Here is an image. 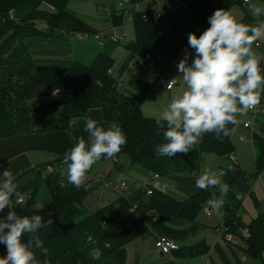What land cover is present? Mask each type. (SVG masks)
Listing matches in <instances>:
<instances>
[{
    "label": "trees",
    "instance_id": "1",
    "mask_svg": "<svg viewBox=\"0 0 264 264\" xmlns=\"http://www.w3.org/2000/svg\"><path fill=\"white\" fill-rule=\"evenodd\" d=\"M72 1L0 0V141L25 134L67 131L72 119L84 117L92 109H101L105 120L118 123L127 137L126 145L111 159L116 160L117 165L120 158H125L130 168L146 175L158 174L163 179L173 175H199L205 155L225 157L234 153L233 132L223 140H217L212 133L204 134L187 154L172 158L156 156L155 146L165 141L162 133L157 134L155 118L146 117L140 104L122 92L114 77L116 60L112 52L120 42H112L104 34V50L90 64L73 58L72 38L79 33L98 31L69 11ZM145 1L131 0V4L135 7ZM171 1L188 8L193 23L190 32L197 36L209 27L208 17L216 9L230 11L240 3L245 12L243 23L254 26V19L242 0ZM117 19L116 23L124 21V18ZM156 20L152 10L136 12L132 21L136 39L123 47L142 60L154 62L156 50L164 47ZM186 41L188 35L175 54ZM175 54L168 58L165 69ZM55 91L69 96L43 104L34 102ZM261 116L254 120L257 130L253 133L257 166L254 178L264 171V120L259 118ZM63 157L48 165L63 164ZM44 171L45 167L16 178L18 196L13 197V207L19 215H40L46 225L37 232L48 249L46 256L36 250L40 264H94L129 242L150 235L153 227L176 216L181 206V202L169 194L154 190L148 195L142 188H132L127 196L94 212L87 205L88 195L94 188L87 189L82 184L76 188L60 174L44 177ZM42 181L50 200L39 206ZM21 196L26 197L23 203L18 202ZM195 198L206 204L211 198H219V192L216 188L199 189ZM224 199L227 236L240 237L243 252L258 264H264V214L245 223L240 216L242 201L236 189L230 188ZM8 211L5 208L0 217H6ZM244 228L250 232L248 238L242 236ZM28 238L25 234L23 242L27 243ZM6 255V246L0 244V257Z\"/></svg>",
    "mask_w": 264,
    "mask_h": 264
},
{
    "label": "crops",
    "instance_id": "2",
    "mask_svg": "<svg viewBox=\"0 0 264 264\" xmlns=\"http://www.w3.org/2000/svg\"><path fill=\"white\" fill-rule=\"evenodd\" d=\"M143 4L140 8L147 9V6ZM156 9L157 7L154 9V13L160 12ZM162 17L161 15L160 19ZM179 18L182 20L181 17ZM107 20H112L115 29L116 27L126 29V20L116 23L112 12L109 13ZM100 32L106 35V32ZM135 39L134 31V39L130 41ZM255 47L253 51L264 56V45L261 44V47H257L255 44ZM186 50L191 53L188 58V63L191 64L195 57V51L189 47L188 41H186L173 57L168 69H165L166 65L163 68L158 63L156 56L154 62H149L138 58L125 48H122L119 55H115L117 49L112 52L116 60L114 77L120 83L122 92L140 104L146 117L159 116L170 101L184 90L179 82L169 90L168 82L180 75L177 68L178 58L181 56L182 59ZM260 67L264 68V60L261 61ZM259 108L263 112L258 115L248 112L252 121L261 114L263 116L259 118L263 117L264 120V90H261ZM85 117L96 119L105 128L110 124L105 120L101 109H92L86 116L72 119L71 121L76 120L77 122L75 124L70 122L67 131L25 134L0 141V174L9 168L16 179L31 170L44 168L52 161L63 157L79 137L83 136L87 141L88 134L83 131ZM246 121L235 129V131L240 129L241 132L235 133L234 131L233 133V142L235 135L239 134L240 136L238 145L236 141L234 142L236 145L234 153L225 157L205 155L200 174L205 169L227 171L231 166L232 171H228L222 180L230 188L236 189L238 198L242 201L240 216L243 222L249 223L259 214H264V171L257 178L253 177L257 170L256 149L253 131L244 126ZM119 164L123 167L120 168ZM90 173L101 179V182H93L92 188L94 189L87 198V205L94 212L105 208L127 193L108 188L102 183L103 181H123L131 190L138 188L151 178V175L130 168L129 162L125 158H120L116 165L113 159L102 157L92 166ZM199 175H173L165 178L164 180L169 185L168 194L181 202L177 215L169 217L153 227L150 235L129 242L94 264H258L256 260L243 252L241 249L243 240L240 237L235 235L226 236L229 238L220 236L225 225L224 208L220 210L219 214L214 212L211 217L206 215L205 204L195 198L199 192V189L195 187V179ZM103 187L111 191L112 198L104 192ZM207 190L212 191L213 188ZM160 237L174 241L179 247L178 250L173 251L170 255H163L156 248V241Z\"/></svg>",
    "mask_w": 264,
    "mask_h": 264
},
{
    "label": "clouds",
    "instance_id": "3",
    "mask_svg": "<svg viewBox=\"0 0 264 264\" xmlns=\"http://www.w3.org/2000/svg\"><path fill=\"white\" fill-rule=\"evenodd\" d=\"M244 5L253 17L264 16V6L251 0H244ZM207 22L209 27L199 36L195 32L188 33V45L194 49L195 57L189 64L191 53L186 50L177 64L180 75L168 82L169 85L179 82L184 90L155 117L157 134L162 133L165 141L155 146L156 156L172 158L187 154L208 133L223 140L235 131L239 124L237 117L261 102L264 68L260 63L264 56L256 54L253 45L264 34V24H244L225 9H216ZM83 131L88 134L87 141L79 137L63 157L67 181L76 188L81 186L94 164L102 157L114 158L127 143L126 134L115 122L105 128L96 119L85 117ZM228 171H232L231 166L227 171L205 169L195 179L197 189L218 190L219 198L206 201L207 207L217 214L230 191L222 180ZM0 176V213L9 209L6 217H0V244L7 248V255L0 257V264H40L36 250L45 256L48 254L37 235L38 230L46 226L43 218L19 215L13 207V197L18 196L14 174L7 168ZM25 234L29 237L27 243L22 240Z\"/></svg>",
    "mask_w": 264,
    "mask_h": 264
},
{
    "label": "rangeland",
    "instance_id": "4",
    "mask_svg": "<svg viewBox=\"0 0 264 264\" xmlns=\"http://www.w3.org/2000/svg\"><path fill=\"white\" fill-rule=\"evenodd\" d=\"M123 1L124 0H74L69 4L68 9L70 12L77 14L81 18L85 19L88 23L92 24L93 27H95V29L98 32L100 31L106 32V37L111 40L115 39L116 37H123L126 35L127 36L126 39L121 41L116 48L117 52H115V55H119L122 52V48H124L123 45H125L131 39H134L133 23L130 22L129 20H126V25H127L126 29L122 27H116L115 29L112 20H107V19L109 13L111 12L112 14L113 13L116 14L115 16H113L115 19L124 17L122 16V14H120L118 8V5ZM148 1H152V0H146L145 1L146 4L144 3L143 5L147 6ZM251 2L259 6H264V0H251ZM167 4L172 5L173 1L161 0L160 5L165 6ZM155 5L156 6L153 8L155 9L157 7L156 10L160 11L161 15L163 16L162 19H157L156 23L159 32L164 40V47L157 49L155 56L158 63H160V65L164 68V66L167 64L168 58H170L175 54L180 43L187 37L188 33L191 31L193 27V23L189 11H188V15L182 17V20H180L179 16L174 14L173 9L166 10L164 7H161L158 4ZM139 6L141 7L142 4H140ZM44 9H48V8L44 7ZM230 11L239 22L243 23L245 18V12L243 9V5L241 3L233 6L230 9ZM250 16L252 19H254V23H253L254 26H259L260 24H264V16H260V17H253L252 15ZM256 41L264 45V34H262L259 38H257ZM253 48H256L255 43L253 45ZM72 50H73L72 56L74 59L79 60L86 64H90L95 59L97 54H99L101 51L104 50V47L98 46L97 44H95L94 41L83 40L76 34L72 38ZM180 60H181V56H179L178 62ZM55 93L56 95L52 94L49 95V97L47 96L45 98H38L34 102L36 104H43L48 101H52L55 98L62 99L69 96V94L63 91H55ZM238 119H239V124H242L248 119L251 121L252 117L249 113H246L240 116ZM237 126L235 129L239 128ZM238 132H241V130L238 129L237 131H235V133ZM234 137L238 145V141L240 137L239 134H237V136L235 135ZM46 167L47 166H45V169ZM103 190L104 192H106V194H109V196L112 198V196L110 195L111 191L109 189L103 187ZM49 200H50V194L46 188L45 183L42 181L39 184L38 205L41 206L42 204H45ZM88 208L90 209V207Z\"/></svg>",
    "mask_w": 264,
    "mask_h": 264
},
{
    "label": "built area",
    "instance_id": "5",
    "mask_svg": "<svg viewBox=\"0 0 264 264\" xmlns=\"http://www.w3.org/2000/svg\"><path fill=\"white\" fill-rule=\"evenodd\" d=\"M244 1V0H242ZM161 0H152V1H148V5H147V9L152 10L154 12V8L156 5L158 4L160 5ZM161 7H164L166 10L169 9H173L174 14L178 15L179 17H184L188 15V8L187 7H183L182 5L173 3L172 5H165ZM120 14H122V16H124V20H129V21H133L134 18V14L136 12H139L142 10V8H140L139 5L137 6H132L131 4V0H124L122 3H120L118 5ZM157 19L161 18V13L160 12H156L154 13ZM81 39L83 40H87V41H94L98 46L100 47H104L105 46V36L103 33L101 32H97L95 34H88V33H79L77 34ZM126 35L123 37H116L115 39L111 40L112 42L115 43H119L123 40L126 39ZM257 47H261V44L256 43ZM178 83V82H177ZM177 83L172 84V85H168V89L171 90ZM250 113L254 114V115H258L259 113H262L263 110H260L259 108V104L253 109L249 111ZM245 128L251 129L253 131V133L257 132V130L255 129V121H247L244 124ZM116 162V160H114ZM50 174H60L62 177H66V165L63 164H58L55 166L52 165H48L44 171V177L50 175ZM101 182L100 178H97L95 176H92L90 171L87 173L86 175V179L84 180V182L82 183L83 186H85L87 189L92 188L93 182ZM102 183H104L105 186H107L108 188H112L114 190H118V191H122V192H129L130 189L128 188L127 184L123 181H117V182H113V181H103ZM138 188H142L144 190L147 191L148 195H152V193L154 192V190L160 191L162 193L168 194L169 192V185L168 183L161 178L158 174H155L153 176H151V178L149 180H147L146 182H143ZM127 193H125L124 196H127ZM26 199V197L21 196L18 199L19 203H23L24 200ZM135 208V207H134ZM204 210L205 213L208 217H211L214 214V211H212L211 209H209L207 207V205H204ZM242 236L244 238H248L250 236V232L247 228H244L241 230ZM220 236H224L225 238H229L226 237L227 236V228L223 227L221 232H220ZM156 248L163 254V255H170L173 251L178 250V245L166 238V237H160L157 239L156 241Z\"/></svg>",
    "mask_w": 264,
    "mask_h": 264
}]
</instances>
